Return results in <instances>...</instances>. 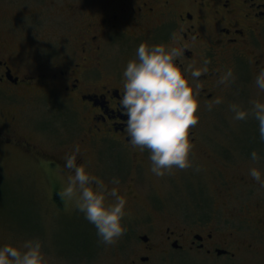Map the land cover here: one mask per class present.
<instances>
[{"label": "flooded vegetation", "instance_id": "obj_1", "mask_svg": "<svg viewBox=\"0 0 264 264\" xmlns=\"http://www.w3.org/2000/svg\"><path fill=\"white\" fill-rule=\"evenodd\" d=\"M85 12L77 21L74 40L66 45L69 50L52 52L41 61L43 65L20 62L15 51L0 45V151L21 153L39 169L50 188L49 202L57 211L66 207L67 198L61 199L58 192L72 172L64 167L65 155L76 145L80 147L77 163H83L109 187L113 186L111 178L118 176L120 192L128 203L134 201L123 184L135 178L126 179L122 173L124 168L139 170V155L148 150L128 143L126 117L118 104L123 69L135 57L140 42L187 43L189 47L179 58L182 69L193 63L200 66L204 57L210 59L209 71L200 77L199 115L224 94L226 85L218 84L217 79L229 67L236 76L233 91L264 99V91L254 83L255 75L264 68V0H99L86 6ZM41 106L44 112H34ZM197 129L198 124L190 129L194 143ZM36 134L45 141L31 142ZM114 156H128L130 165ZM243 181L241 177L237 183ZM252 212L256 226L264 227L261 202L255 203ZM166 234L171 246L175 242V249L183 247L173 231L167 229ZM216 243L212 232L197 233L190 247L205 249L208 255L233 256ZM217 250L224 252L219 255Z\"/></svg>", "mask_w": 264, "mask_h": 264}, {"label": "rangeland", "instance_id": "obj_2", "mask_svg": "<svg viewBox=\"0 0 264 264\" xmlns=\"http://www.w3.org/2000/svg\"><path fill=\"white\" fill-rule=\"evenodd\" d=\"M98 1L0 0V45L15 51L20 62L43 65L52 52L69 50L85 7ZM233 89V83L226 85L224 102L200 114L192 167L156 176L145 153L139 155V170L124 168L123 177L135 178L123 184L134 201L127 202L126 231L113 245L101 243L95 226L74 211L75 198L66 199L61 211L50 204L48 183L21 153L0 151V244L19 246L39 238L49 264H264V227L256 226L252 212L256 202L264 211V187L248 174L253 165L264 167V159H250L253 149L264 156V140L254 117L232 119L228 105L250 107L251 100ZM42 111L43 106L34 112ZM30 140L39 144L45 138L36 134ZM115 157L130 165L128 156ZM241 177L244 181L237 183ZM167 229L182 248L167 242ZM208 232L233 256L190 247L194 234ZM143 235L148 244L139 239ZM146 256L148 261L141 262Z\"/></svg>", "mask_w": 264, "mask_h": 264}, {"label": "clouds", "instance_id": "obj_3", "mask_svg": "<svg viewBox=\"0 0 264 264\" xmlns=\"http://www.w3.org/2000/svg\"><path fill=\"white\" fill-rule=\"evenodd\" d=\"M187 43H149L142 41L136 48L135 57L127 61L122 72L123 92L119 97V110L126 117L124 128L128 143L148 150L150 170L156 176L170 174L174 168L193 166L191 159L195 147L190 129L198 124L200 77L209 71L210 59L203 58L202 64L181 67ZM236 80L232 68L220 73L218 84L230 85ZM259 90L264 91V68L254 77ZM224 102L217 96L209 103ZM250 107L239 103L228 105L235 121L247 120L250 116L258 122L260 140H264V99L253 98ZM79 145L65 155L64 167L72 172L66 185L58 192L61 199L75 198L76 207L85 219L96 228L101 243L115 244L126 231L123 218L127 214V198L121 193L118 176L104 180L90 172L83 163H77ZM252 161L264 159L259 151L250 153ZM199 171V166H196ZM248 174L264 187V167L251 166ZM110 197L111 199H107ZM0 264H49L39 238L26 239L19 246L12 243L0 244Z\"/></svg>", "mask_w": 264, "mask_h": 264}, {"label": "water", "instance_id": "obj_4", "mask_svg": "<svg viewBox=\"0 0 264 264\" xmlns=\"http://www.w3.org/2000/svg\"><path fill=\"white\" fill-rule=\"evenodd\" d=\"M197 239H198V236H195ZM139 239L143 242V243H146L148 242V237L146 235H143V236H140ZM172 247L173 248H177V243L173 242L172 243ZM224 251L223 250H217V254H222ZM148 258L147 257H142L140 260L141 261H146Z\"/></svg>", "mask_w": 264, "mask_h": 264}]
</instances>
